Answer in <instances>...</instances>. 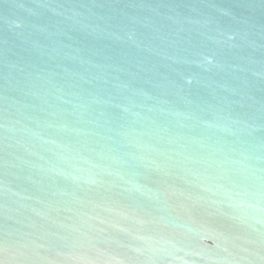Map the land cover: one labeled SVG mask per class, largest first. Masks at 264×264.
<instances>
[{"label": "water", "instance_id": "obj_1", "mask_svg": "<svg viewBox=\"0 0 264 264\" xmlns=\"http://www.w3.org/2000/svg\"><path fill=\"white\" fill-rule=\"evenodd\" d=\"M0 264H264V0H0Z\"/></svg>", "mask_w": 264, "mask_h": 264}]
</instances>
